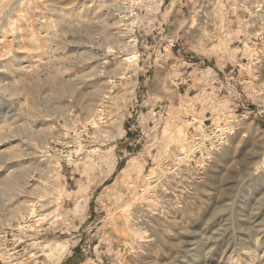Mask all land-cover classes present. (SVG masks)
<instances>
[{"label":"rangeland","instance_id":"1","mask_svg":"<svg viewBox=\"0 0 264 264\" xmlns=\"http://www.w3.org/2000/svg\"><path fill=\"white\" fill-rule=\"evenodd\" d=\"M205 126L223 146L174 171ZM10 258L264 264V0H0Z\"/></svg>","mask_w":264,"mask_h":264},{"label":"built area","instance_id":"2","mask_svg":"<svg viewBox=\"0 0 264 264\" xmlns=\"http://www.w3.org/2000/svg\"><path fill=\"white\" fill-rule=\"evenodd\" d=\"M225 137L223 129H209L205 126L199 135L193 136L187 152L178 153L174 158V171L183 166L202 168L212 155L223 146Z\"/></svg>","mask_w":264,"mask_h":264},{"label":"bare ground","instance_id":"3","mask_svg":"<svg viewBox=\"0 0 264 264\" xmlns=\"http://www.w3.org/2000/svg\"><path fill=\"white\" fill-rule=\"evenodd\" d=\"M14 7V6H13ZM12 8V7H11ZM11 26V25H10ZM128 29V28H127ZM123 34L124 35H126V34H128L127 32H123ZM130 42L131 41H128V42H125L124 43V46H125V48L127 47H129V46H131L130 45ZM133 44V43H132ZM134 47V46H133ZM132 47V48H133ZM107 52L108 53H111V52H113V49H111V48H108L107 49ZM136 58H137V55L136 54H132L130 57H127V58H125V64H122L123 66H126L127 64H128V66H130L131 65V63H133L134 61H136ZM125 75V74H124ZM124 75H122V76H124ZM127 76V75H126ZM128 77V76H127ZM130 77V76H129ZM101 111L102 110H97L96 111V114H95V116H94V119L93 120H90L89 121V123L90 124H92V125H94V126H96L95 124L97 123V119L96 118H100L101 119ZM99 119V120H100ZM95 120V121H94ZM46 152H48V151H46ZM183 152V151H182ZM187 152V150L186 151H184L183 153H186ZM176 156V155H175ZM24 174V173H23ZM15 182V181H14ZM16 184H17V182H16ZM12 186V185H11ZM13 188V187H12ZM14 188H17L16 186L14 187ZM25 209L28 211V214H30V215H34V209H33V204L32 205H28V206H26L25 207ZM31 218H32V216H31ZM34 219V218H33ZM19 229V228H18ZM18 231H20V229L18 230ZM18 244H20V242L18 243ZM10 250H7V252H8V255H9V257L10 256H12V253H10L9 252ZM62 252L64 253L65 252V249H62ZM63 256V255H62ZM13 261H14V258H10L8 261H5L6 262V264H12L13 263Z\"/></svg>","mask_w":264,"mask_h":264}]
</instances>
